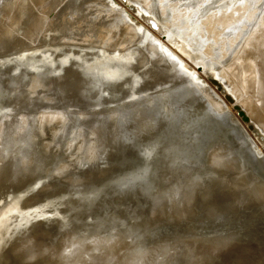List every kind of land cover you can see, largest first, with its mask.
Here are the masks:
<instances>
[{
	"label": "water",
	"instance_id": "water-1",
	"mask_svg": "<svg viewBox=\"0 0 264 264\" xmlns=\"http://www.w3.org/2000/svg\"><path fill=\"white\" fill-rule=\"evenodd\" d=\"M0 264H264V0H0Z\"/></svg>",
	"mask_w": 264,
	"mask_h": 264
}]
</instances>
